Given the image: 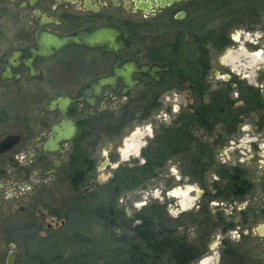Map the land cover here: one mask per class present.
Wrapping results in <instances>:
<instances>
[{
    "label": "flooded vegetation",
    "instance_id": "1",
    "mask_svg": "<svg viewBox=\"0 0 264 264\" xmlns=\"http://www.w3.org/2000/svg\"><path fill=\"white\" fill-rule=\"evenodd\" d=\"M263 16L264 0H0V248L5 244L18 248L22 219L37 231L33 207L44 200L43 193L54 190L53 176L68 170L71 190L83 186L86 194V186L99 180L96 173L104 154L108 159L104 166L120 159L107 181L110 185L123 166L139 167L158 159L164 162L157 169H165L167 160L183 153L193 162L188 176L199 184L198 197L209 201L224 197L235 209L254 186L264 185L258 178L254 185L238 167L215 159L224 132L235 131L244 116L254 114L256 128L264 126L261 85L249 84L247 75L238 77L234 72L253 67L263 49L245 54L242 47L230 46L240 39L239 33H230L234 22L251 18L246 27L252 28ZM70 36H77V41ZM213 48L225 50L218 61L227 71L222 85L205 100L211 87ZM242 55H246V66L244 61L239 63ZM187 85L195 101L170 122L157 120L154 129L149 127L152 111L162 105L164 90ZM234 88L237 97H232ZM250 93L253 107L246 103ZM215 108L220 113L210 117ZM220 119L224 123L214 127ZM200 127L210 141L197 134ZM102 131L113 137V150L101 145L95 155ZM180 133L185 150L178 144L183 141L177 139ZM91 136L95 137L87 146ZM125 155L130 158L126 160ZM258 156H264V150ZM210 169L224 182L221 190L214 182L217 191L213 193L205 180ZM43 183L48 185L44 190ZM190 204L182 206L186 209ZM37 212L44 216L41 209ZM251 213L243 217L242 227L234 228L232 219L221 227L225 234L232 230L239 234L245 251L241 253L224 238L222 259L210 256L206 264L245 253L258 256L251 244L257 238L258 246L264 247V218L256 221L264 214V206ZM217 219L222 221L220 213ZM185 241L193 255L187 264L202 259L208 242Z\"/></svg>",
    "mask_w": 264,
    "mask_h": 264
},
{
    "label": "rangeland",
    "instance_id": "2",
    "mask_svg": "<svg viewBox=\"0 0 264 264\" xmlns=\"http://www.w3.org/2000/svg\"><path fill=\"white\" fill-rule=\"evenodd\" d=\"M251 20L249 18L243 23L240 21L239 23H233L230 33L233 31L239 33L240 39L238 42L232 41L230 46L233 48L242 47L245 54H250L254 52L255 48L261 47L263 53L259 56L260 61L254 63L253 67L249 69L244 67L242 70L235 69L234 72L238 74V77L247 75V83L261 85L264 92V16L263 20H260L261 22H252L254 26L247 28L246 22ZM255 41L256 43H254ZM224 51L215 50L214 48L212 50L213 64L209 77L211 87L204 96L205 100L213 95L215 88L222 85L220 80L224 78L223 74L227 71V66L219 62L218 59L222 60L221 55ZM245 57L246 55L239 57V63L244 61L243 66H246L247 58ZM231 94L232 97H237V88H234ZM162 99V105L152 111L150 115L152 125L149 127L153 129L157 120L158 122L168 123L181 109L187 108L189 104L195 101L188 85L183 88L173 87L164 90ZM237 102L241 103L240 100ZM152 118L156 120L153 121ZM107 119L108 117H106ZM256 119L257 116L254 114L244 116L235 131L230 134L224 132L223 138L220 139L223 140L215 148L217 150L216 161L225 163V166L234 165L238 167L240 171L242 170L243 176L247 177L254 185L256 178L264 182V156H258V152L264 150V147L261 148L262 145L264 146V126L257 129ZM219 121L220 123L215 124L214 127L219 128L220 124L224 123L221 119ZM105 123L106 121H101L102 128H104ZM206 133L202 127L197 129V134L202 138L204 137L206 141H210L211 138ZM98 134L100 137H98L96 147L94 146L95 155L101 145H107V149L113 150V137L103 131ZM94 137H89V141L86 142L87 146L89 145L88 142L93 140ZM241 139L250 140V142L241 144L239 142ZM123 142L126 143L127 140L123 139ZM222 146L225 147L224 152L220 151ZM94 147L92 146L93 149ZM107 149L103 148V150ZM187 155L183 153L175 159L167 160L165 169H162L159 175L148 181L144 187L140 186L131 191L121 192L116 201L118 210L125 212L124 219L121 218V220L115 218L102 220L93 211L95 206L109 198L110 190H106L107 181L115 171V163L120 159L104 166V162L108 159L106 158L107 155H103L105 160L101 164L99 172L96 173V178H99V180L94 185L86 186L88 188L86 194L83 193V186L79 187L78 190H71L69 181L66 179L68 170L63 175L53 176L51 182L54 190L52 189V193H43L45 195L44 200L33 207V211L36 213L34 220L37 231L34 227H28V223L25 224L27 221H23L24 219L20 220L21 232L16 241L18 248L10 249L6 244L3 248H0V264H10L11 254L14 256V264H90L93 260L97 261V264H102L104 261H111L113 255L118 252V244L114 243L113 239L122 237L124 229L120 224L126 222L125 217L132 218L136 212L143 214L145 212L142 211L144 208L147 210L152 206H155V208L150 212L157 217L156 220L159 221L163 229H172L175 231L174 236L178 234L189 241L195 239L198 242L200 239L208 242L205 250L203 249L202 259L190 264H206L210 256L222 259L221 249L224 244L221 241L224 238L228 240V244L243 253L246 245L240 244L239 234L235 233L234 230L225 234L222 232L221 227L223 222H228L231 219L234 220V225H236L234 228L242 227L243 217L249 218L253 215L251 213L252 209L263 207L264 185L254 186L249 195L244 196L235 209L229 207L224 197H219L213 200L214 202L204 197H198L201 190L198 189L200 187L197 181H193L188 176L192 170L193 162ZM127 157L130 158V156L125 155L126 160H128ZM198 167L197 170L200 169ZM205 180L211 193L217 191L213 187L214 182L218 183V190H221L224 183L218 178L213 169L206 173ZM41 186L43 190L48 187L44 183ZM175 189L178 193L174 192ZM185 189L186 192H183ZM193 189H195V193L191 192ZM190 201V207L184 209L182 203ZM239 208L243 210L240 211ZM37 209L43 211L44 216L42 218L37 216ZM248 209L250 211L244 215ZM229 210L233 211L231 215L228 214ZM219 213L222 221L217 219ZM262 214L257 217V222H262L261 220L264 218V214ZM235 218H239V220L236 221ZM137 221L134 220L133 224ZM47 224L51 225L49 229ZM109 237H113V239H109ZM7 239L6 235L5 240ZM252 240L255 243L253 246L251 244V248L258 256L245 253V255L240 254L235 258L228 257L229 259L225 262L220 260L217 264H264V247L258 246L257 238ZM247 242L249 244L248 240ZM209 247L212 248V251L208 250ZM242 257L244 262H241ZM162 264L172 263L168 261V258H165Z\"/></svg>",
    "mask_w": 264,
    "mask_h": 264
},
{
    "label": "trees",
    "instance_id": "3",
    "mask_svg": "<svg viewBox=\"0 0 264 264\" xmlns=\"http://www.w3.org/2000/svg\"><path fill=\"white\" fill-rule=\"evenodd\" d=\"M216 43V41H214ZM214 98V97H213ZM247 106L253 107V93H250L246 97ZM211 107V105H210ZM208 107H205L204 113L206 114ZM199 113V110L196 111ZM220 112L215 108L212 110L210 117ZM180 137L182 138V133ZM183 140V138H182ZM215 141V140H214ZM213 141V142H214ZM216 142V141H215ZM214 142V143H215ZM186 141H178L180 149L185 147ZM217 143V142H216ZM179 149V150H180ZM197 156L200 157V152H197ZM161 161V160H160ZM164 162V160H163ZM163 162L161 164H163ZM158 159L151 160L147 164L139 167L123 166L119 169L111 181L113 184H108L106 190H110L109 198L105 202L95 206L93 211L98 218L106 220L112 219H124L125 212H121L116 207V201L119 195L123 191L134 190L137 187H144L148 181L155 178L163 167H157L161 165ZM204 171L202 170V173ZM200 174V172H197ZM113 190L112 194L111 191ZM154 205V204H152ZM155 206L149 207L147 210L144 208V213L136 212L132 218H126V222L120 224L124 229L122 237L113 239L114 243L118 244L117 251L113 255V260L104 261L102 264H162L165 258L172 264H187L189 259L193 257L189 246L185 244V239L180 235L174 236L172 229H163L157 217L150 211L154 210ZM120 213V214H119ZM134 220H138L133 224ZM180 236V238H179ZM90 264H97V261H92Z\"/></svg>",
    "mask_w": 264,
    "mask_h": 264
},
{
    "label": "water",
    "instance_id": "4",
    "mask_svg": "<svg viewBox=\"0 0 264 264\" xmlns=\"http://www.w3.org/2000/svg\"><path fill=\"white\" fill-rule=\"evenodd\" d=\"M76 37H77V36H70L69 38L75 40ZM75 41H77V40H75ZM45 172H46V171H45ZM44 174H45V173H44ZM14 255H15V253H14ZM12 257H13V259H12ZM9 263H10V264H14V263H15L13 254L10 255Z\"/></svg>",
    "mask_w": 264,
    "mask_h": 264
}]
</instances>
